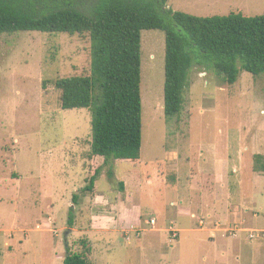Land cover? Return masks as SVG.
Listing matches in <instances>:
<instances>
[{"label": "rangeland", "instance_id": "rangeland-1", "mask_svg": "<svg viewBox=\"0 0 264 264\" xmlns=\"http://www.w3.org/2000/svg\"><path fill=\"white\" fill-rule=\"evenodd\" d=\"M165 9L258 16L264 0ZM90 48L67 33H0V264H64L82 239L92 264H264V74L243 70L230 85L194 64L182 111L167 119L165 31L143 30L140 158L110 161L88 193L104 163L89 158L91 112L62 109L54 81L88 74ZM136 205L140 224L117 227Z\"/></svg>", "mask_w": 264, "mask_h": 264}, {"label": "trees", "instance_id": "trees-1", "mask_svg": "<svg viewBox=\"0 0 264 264\" xmlns=\"http://www.w3.org/2000/svg\"><path fill=\"white\" fill-rule=\"evenodd\" d=\"M167 1L0 0V33L39 31L90 39V72L54 81L62 109L87 108L91 112L89 158H102L104 163L94 168L85 192L94 191L110 161L140 158L143 30L165 31L167 119L182 111L194 64L224 74L230 85L243 70L264 74V15L239 12L200 17L165 9ZM260 167L257 170L264 171L263 163ZM109 175L113 176L112 171ZM87 242L82 239L78 251L67 244L64 264H92V247Z\"/></svg>", "mask_w": 264, "mask_h": 264}, {"label": "crops", "instance_id": "crops-1", "mask_svg": "<svg viewBox=\"0 0 264 264\" xmlns=\"http://www.w3.org/2000/svg\"><path fill=\"white\" fill-rule=\"evenodd\" d=\"M142 214L143 213L141 212V207L138 205L134 206V208H129L127 206L123 207V209L119 213L118 218L115 219V225L117 227H119V226H125L126 227V226H129L130 224L138 225L142 221V219H141ZM130 215H132L133 220H132V217ZM152 219L153 218L150 219L151 224H152V221H151ZM156 224H157V220H156ZM152 229H154V228H152ZM165 229L167 230L166 227H162V230H165Z\"/></svg>", "mask_w": 264, "mask_h": 264}, {"label": "built area", "instance_id": "built-area-1", "mask_svg": "<svg viewBox=\"0 0 264 264\" xmlns=\"http://www.w3.org/2000/svg\"><path fill=\"white\" fill-rule=\"evenodd\" d=\"M152 223H154V221H152Z\"/></svg>", "mask_w": 264, "mask_h": 264}]
</instances>
